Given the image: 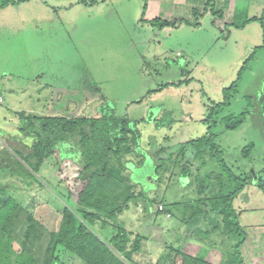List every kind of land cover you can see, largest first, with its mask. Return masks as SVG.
<instances>
[{
    "label": "rangeland",
    "instance_id": "374dc122",
    "mask_svg": "<svg viewBox=\"0 0 264 264\" xmlns=\"http://www.w3.org/2000/svg\"><path fill=\"white\" fill-rule=\"evenodd\" d=\"M159 1L149 0L142 20L143 0H0V131L5 132H0V150L8 145L22 148L31 144L32 136L26 138L19 130L22 111L91 116L109 104L119 116L144 120L135 127L141 131L142 147L148 158L140 166L130 164V168H135H131L133 180L146 188L157 203L164 200L172 217L157 213L155 202L154 213L144 212V201L132 202L120 217L133 230V239L144 233L142 252L135 255L143 264H154L165 243L202 257L214 240L201 235L200 229L209 228L204 222L196 234L190 231V208L184 202L196 197V183H190L189 176L187 182L172 177L173 161L166 164V174H157L151 150L155 146L175 147L205 134L207 126L202 121L210 99H224V89L237 79L247 60L241 93L228 111L241 112L251 105L246 94L253 96V91L264 89V49L250 59L255 47L263 44V31L257 21L243 25L247 18L261 17L263 0H198L197 4V0H189L185 5L184 0ZM212 8L224 9L226 18L218 20ZM155 18L176 27L160 30L150 22ZM182 19L190 20L193 26L181 25ZM197 21L199 27L195 25ZM179 80L183 84L177 88L170 86L151 93L163 84ZM82 82L84 85L76 89ZM61 84L68 86L69 93L57 92V88L63 87ZM140 99L144 101L137 102ZM63 104L71 112H66V107L61 109ZM159 121L165 127H159ZM166 136L170 137L169 142L165 141ZM249 142L256 143L264 152V134L251 116L242 127L219 138L230 162ZM172 151V157H177L179 150ZM64 153L77 157L72 150ZM12 161L10 169H3L0 181L8 189L17 188L9 193L22 206L11 224L14 247L27 249L39 264H46L50 234L58 230L64 210L57 196L63 185L57 176L56 158L49 159L37 177H13L11 168L17 167ZM256 167L259 169L260 163ZM5 197L0 194V199ZM235 206L244 210L240 219L243 225L264 223V192L256 185L246 187ZM29 214L35 220L30 236ZM113 232L109 228L105 234ZM213 237L218 243L209 248L207 260L220 264L228 248L219 245L218 234ZM261 246L264 251V245ZM248 259L250 264H262L264 252Z\"/></svg>",
    "mask_w": 264,
    "mask_h": 264
},
{
    "label": "trees",
    "instance_id": "16d2710c",
    "mask_svg": "<svg viewBox=\"0 0 264 264\" xmlns=\"http://www.w3.org/2000/svg\"><path fill=\"white\" fill-rule=\"evenodd\" d=\"M143 1L142 20L149 0ZM207 10L208 7L205 12ZM211 12L217 19H222L225 15L224 9L216 11L212 8ZM194 14L198 16L197 11ZM251 21L260 23L264 37V13L261 17L247 18L243 25ZM150 22L160 30L175 26L160 18ZM183 24L193 26L188 19H182L181 25ZM195 25L199 27V21ZM232 25L235 26L236 23ZM260 49H264V40L262 45L255 47L250 59H255ZM248 61L242 66L232 85L224 89L222 101L208 98L211 100L210 106L202 121L207 126L205 134L175 147L155 146L151 150L157 174L159 171L166 174L169 171L166 164L173 161L175 168L172 177H176V180L183 178L187 182L186 177L189 176L190 183H196V197L184 202L190 208V231L191 234H196V230L204 222L209 228L200 229V234L207 239H214L210 241L208 250L204 251L206 256L202 257L188 253L183 247L165 243L163 252L154 264H213L207 260V255L209 248L217 246L218 242L213 237L215 234L221 237L219 245L228 248L223 253L220 264H250L248 257L264 252L261 249V245H264V223L243 225L240 219L244 210L235 206L236 199L249 185H256L264 192V152H260L256 143L249 142L242 147L236 160L230 162L219 143L221 135L239 129L250 116L259 123L264 134V89L253 91V96L246 94L251 105L241 112L236 114L228 111L241 93V81ZM182 84L183 80L163 84L160 89L152 90L151 93L170 86L177 88ZM83 85V82L79 83L76 89ZM57 92L68 91L57 89ZM142 101L144 99L137 100L139 103ZM54 103L55 100L52 105ZM63 108L66 112L69 111L66 104H63L61 109ZM20 116L19 130L26 138L32 136V142L24 145L21 139L24 147L8 145L0 150V177L4 168L10 169L12 160L17 167L11 168L13 177H37L43 165L55 157L57 176L60 185H63L57 193L63 202V216L58 230L50 234L46 264H143L135 259V255L142 252L144 233H138L133 239V230L128 229L127 223L120 217L130 209L132 202L139 204L144 201L146 207L143 211L149 214L155 212L152 207L157 200L150 198L146 188L133 180L130 168L131 163L140 166L148 158L147 151L142 147L141 131L135 127L144 120L133 121L127 116H119L109 104H104L91 116L39 115L23 111ZM159 123V127H165L161 121ZM169 140L170 137L166 136L165 141ZM173 147L179 150L177 157H172L175 153L172 151ZM67 150H72L77 157H67L64 153ZM258 163L261 165L259 169L256 167ZM252 167L255 169L251 171ZM11 189L17 188L9 186L8 189L0 181V194L7 195L0 199V264H39L27 249L16 250L14 247L11 224L22 206L9 193ZM164 202L162 200L157 203L156 212L172 217L171 210ZM29 222L27 235L30 236L35 222L31 214ZM109 228L114 232L106 235Z\"/></svg>",
    "mask_w": 264,
    "mask_h": 264
},
{
    "label": "crops",
    "instance_id": "0c3cea01",
    "mask_svg": "<svg viewBox=\"0 0 264 264\" xmlns=\"http://www.w3.org/2000/svg\"><path fill=\"white\" fill-rule=\"evenodd\" d=\"M185 1L188 3L189 0H184V2H183L182 5H185V4H186ZM159 2L161 3L162 0L159 1ZM174 2H175V1H174ZM197 2H198V0L195 2V4H197ZM225 2H227V1H225ZM175 4H177V2H175ZM226 4L228 5V3H226ZM230 4H231V3H230ZM262 4L264 5V0H263ZM171 5L173 6V2L171 3ZM230 6H231V5H229L228 7H225V9H229ZM232 10H233V9H232ZM173 11H175V10H173ZM263 13H264V11L262 12V14H263ZM262 14H261V15H262ZM261 15H260V16H261ZM223 18L225 19L226 16L224 15ZM218 20H219V19H218ZM221 20H222V19H221ZM62 84H63V82H62ZM62 84H61V86H63ZM65 87H66V88H65ZM67 87H68V86H63V87H61V88H57V89H62V90L68 91ZM71 88H72V87H71ZM67 93H69V91H68Z\"/></svg>",
    "mask_w": 264,
    "mask_h": 264
},
{
    "label": "water",
    "instance_id": "95a60500",
    "mask_svg": "<svg viewBox=\"0 0 264 264\" xmlns=\"http://www.w3.org/2000/svg\"><path fill=\"white\" fill-rule=\"evenodd\" d=\"M131 168L135 171V168H134V166L133 165H131Z\"/></svg>",
    "mask_w": 264,
    "mask_h": 264
},
{
    "label": "built area",
    "instance_id": "2783aa9c",
    "mask_svg": "<svg viewBox=\"0 0 264 264\" xmlns=\"http://www.w3.org/2000/svg\"><path fill=\"white\" fill-rule=\"evenodd\" d=\"M163 207L161 206V209H162Z\"/></svg>",
    "mask_w": 264,
    "mask_h": 264
}]
</instances>
